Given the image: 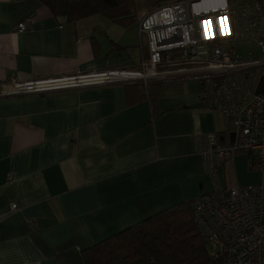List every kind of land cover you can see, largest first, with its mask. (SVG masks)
Returning <instances> with one entry per match:
<instances>
[{
  "label": "crops",
  "instance_id": "0c3cea01",
  "mask_svg": "<svg viewBox=\"0 0 264 264\" xmlns=\"http://www.w3.org/2000/svg\"><path fill=\"white\" fill-rule=\"evenodd\" d=\"M145 58L139 23L74 22L40 0H0V92L10 80L136 70ZM200 87L169 78L0 96V264H86L85 249L211 191L198 137L226 124L199 105ZM251 163L239 155L218 174Z\"/></svg>",
  "mask_w": 264,
  "mask_h": 264
},
{
  "label": "built area",
  "instance_id": "2783aa9c",
  "mask_svg": "<svg viewBox=\"0 0 264 264\" xmlns=\"http://www.w3.org/2000/svg\"><path fill=\"white\" fill-rule=\"evenodd\" d=\"M139 30L148 59L136 70L10 80L0 96L194 78L201 86L199 105L222 113L226 124L224 135L198 137L204 168L215 184L194 202L200 232L212 246L209 264H264V0H176L143 15ZM235 44H256L262 56L250 52L244 58ZM239 155L251 158L261 181L222 188L218 168Z\"/></svg>",
  "mask_w": 264,
  "mask_h": 264
},
{
  "label": "trees",
  "instance_id": "16d2710c",
  "mask_svg": "<svg viewBox=\"0 0 264 264\" xmlns=\"http://www.w3.org/2000/svg\"><path fill=\"white\" fill-rule=\"evenodd\" d=\"M59 18L80 21L102 15L128 25L137 21V0H40ZM160 6L165 1L154 0ZM175 1V0H174ZM194 203L184 202L84 250L86 264H209Z\"/></svg>",
  "mask_w": 264,
  "mask_h": 264
},
{
  "label": "rangeland",
  "instance_id": "374dc122",
  "mask_svg": "<svg viewBox=\"0 0 264 264\" xmlns=\"http://www.w3.org/2000/svg\"><path fill=\"white\" fill-rule=\"evenodd\" d=\"M173 1L174 0L165 1L161 5H165V4L171 3ZM156 7H158V5L155 3L154 0H137L136 1L137 20H140V18L143 15H145L150 10H152V9H154ZM136 23H139V22L136 21ZM234 46H235V48H234L235 50L234 51H236V52L240 53L241 55H243L244 58H247L249 56L250 52H253L255 57H261L262 56V51L260 50V48L256 44H254V45H244V46H236V44H235ZM227 136H228V138L230 137L229 132H227ZM249 164H250V161H249ZM251 165H252V163H251ZM218 169H220V168H218ZM239 172L240 171L238 170V168L233 170V172L232 171L231 172H227L226 174H224V172H222V169L219 170V174H218L219 181L218 182L222 186V188H228L230 186L253 185V184H257V183H259L261 181V172L255 166H253L252 170H249V171L247 169L244 170V172L242 174H239ZM236 178L237 179L239 178V180L241 181L240 185L236 184L237 183V179ZM209 182H210V184L212 186V190H213L215 188V184H214V180H213L211 175L209 177ZM208 251L209 252L212 251L211 244H208Z\"/></svg>",
  "mask_w": 264,
  "mask_h": 264
}]
</instances>
